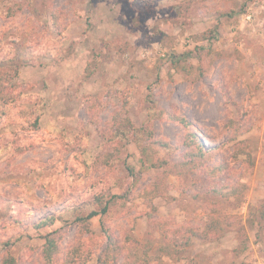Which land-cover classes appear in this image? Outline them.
<instances>
[{
    "label": "rangeland",
    "instance_id": "374dc122",
    "mask_svg": "<svg viewBox=\"0 0 264 264\" xmlns=\"http://www.w3.org/2000/svg\"><path fill=\"white\" fill-rule=\"evenodd\" d=\"M0 88V264H264V0H0Z\"/></svg>",
    "mask_w": 264,
    "mask_h": 264
},
{
    "label": "trees",
    "instance_id": "16d2710c",
    "mask_svg": "<svg viewBox=\"0 0 264 264\" xmlns=\"http://www.w3.org/2000/svg\"><path fill=\"white\" fill-rule=\"evenodd\" d=\"M19 10H21V8H19L18 10L12 11V14L19 12ZM172 55H173V52L170 53L169 56L171 57ZM0 98H3L4 101L6 102L9 100H12V97H10V95L1 88H0ZM39 118H40V114H37L32 124L36 128H38ZM166 118H168L169 120L173 122H178L184 125V127L186 128V134H185L186 143L189 147L194 146L193 151L188 152V154L194 157L204 156L210 151V149L206 148L204 142L200 140V137L197 133L188 131V128L191 125L190 121H188L184 117H181L180 115H177L176 113H169L166 116ZM114 121L116 123V130L114 131V134H115L114 140L116 141L118 145L124 146L128 144L131 140L130 132H132L133 129H136L132 120L128 116V110L125 105L123 106L122 111H119L118 113L114 115ZM139 136L140 135H138V137ZM163 144L165 147L169 146L168 143L163 142ZM225 166L226 165H222L221 167L218 166L216 168L220 171L221 168L223 167L225 168ZM233 190H235V187L232 188V191ZM146 192L150 193L151 190L148 189L146 190ZM117 197L118 195H115V194H108V195L103 194L101 196H98V200H100V202H103L102 210L101 211L92 210L88 215H86V218L84 219L89 220L90 218L97 216L99 214L105 215L109 213L110 207L112 204L116 202ZM150 206H153L151 202H150ZM260 212L263 213L264 211L261 210ZM76 220H83L80 214H77ZM54 222H55L54 218H48L45 221H42L41 224L51 225ZM101 224H102V231L106 235L108 242H107L106 249L104 250L103 254L99 257V262L100 264H115L117 260L121 257V255L123 254L124 246L117 238H115L112 231L108 227L105 226L103 220ZM259 235H261V233H259ZM44 238H45V244H44L43 253H44L45 258L49 262H51L54 256L58 252V242L52 233L45 234ZM1 264H17V262L14 257L9 256V257H5L2 260Z\"/></svg>",
    "mask_w": 264,
    "mask_h": 264
},
{
    "label": "built area",
    "instance_id": "2783aa9c",
    "mask_svg": "<svg viewBox=\"0 0 264 264\" xmlns=\"http://www.w3.org/2000/svg\"><path fill=\"white\" fill-rule=\"evenodd\" d=\"M252 15L250 13H248L246 15V18L249 20L251 19ZM158 47L157 46H151L149 48H143V49H140L138 50V56L139 58L141 59H144V60H150L152 57L155 56V54H157L156 52H158L160 49H157ZM163 55H165V53H162ZM129 56L128 53L125 54V57Z\"/></svg>",
    "mask_w": 264,
    "mask_h": 264
}]
</instances>
